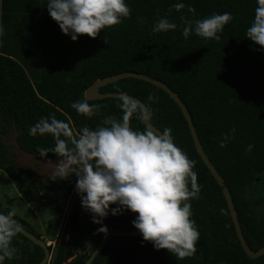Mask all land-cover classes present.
Here are the masks:
<instances>
[{
	"label": "trees",
	"instance_id": "16d2710c",
	"mask_svg": "<svg viewBox=\"0 0 264 264\" xmlns=\"http://www.w3.org/2000/svg\"><path fill=\"white\" fill-rule=\"evenodd\" d=\"M47 2L0 0L4 29L0 36V125L14 119L24 130L21 145L38 155V149H46V157L60 158L50 152L55 143L51 134H28L41 117L55 116L76 134L83 126L95 128L107 117L122 115L120 101L112 99L88 102L100 105L91 117L71 108L72 102L84 100L85 91L97 80L130 72L159 80L189 110L206 155L232 195L249 247L253 251L264 247V48L246 37L256 0H180L195 13L187 7L179 12L171 9L178 0H126L131 9L128 18L105 28L96 38L83 35L77 41L60 30L46 10ZM224 12H230L232 20L218 33L219 41L194 33L183 37L181 16L196 20ZM164 16L177 28L153 33L154 24ZM11 20L14 28H10ZM18 21H23V29ZM100 92H122L141 100L152 124L160 131L170 128L175 145L196 162L193 170L200 193L190 203L200 237L195 254L183 260L167 250H156L143 238H113L92 264H264V256L252 260L243 251L222 191L198 155L178 105L161 89L135 79L110 84ZM149 94L156 98L154 102L148 100ZM130 126L140 131L145 127L135 114ZM232 128L234 138L219 147L222 134ZM249 144L253 148L246 152ZM3 145L0 141V169L6 161ZM9 210L0 205L1 212ZM129 211L115 216L109 212L107 223L116 231H138L132 223L138 214L124 217ZM77 213L69 223L70 242L55 250L51 264H65L74 252L89 245L90 253L98 247L94 226L81 227ZM11 247L13 258H5L4 264H40L44 259V251L19 233Z\"/></svg>",
	"mask_w": 264,
	"mask_h": 264
},
{
	"label": "clouds",
	"instance_id": "9594fccd",
	"mask_svg": "<svg viewBox=\"0 0 264 264\" xmlns=\"http://www.w3.org/2000/svg\"><path fill=\"white\" fill-rule=\"evenodd\" d=\"M256 4L254 18L246 29V37L264 48V0H256ZM185 7L188 12L195 13L191 5L186 6L180 0L171 5V9L177 12ZM46 10L60 30L73 41L83 35L96 38L105 28L120 24L131 12L126 0H48ZM180 19L184 25L182 35L185 39L194 33L200 38L219 41L218 33L232 20V14L213 13L196 20L181 16ZM176 28L177 24L164 16L156 21L152 31L160 33ZM3 34L4 29L0 26V36ZM118 99L122 112L120 118L107 117L95 128L83 126L78 133L73 134L69 124L55 116L41 117L28 128V134L31 136L51 134L55 141L50 152L60 157V162L51 179L64 180L71 175L77 177L75 190L79 196L73 201L70 214L68 210L72 201H59L66 203L67 208L62 214L66 205L62 208L49 207L54 216V231L46 235L41 230H38L36 235L30 232L47 245L51 254L48 264H51L55 250L63 243L70 242L72 228L69 223L75 211H78V224L81 227L93 225L95 228L101 224L98 231L107 235V226L102 222L103 219L106 221L109 212L115 216L130 210L129 212L138 214L132 222L133 226L142 234L143 240L152 243L156 250H167L177 260L191 257L196 252L200 233L195 220L191 218L190 203V200L198 199L200 193L197 173L193 170L196 162L189 159L187 154L175 145L170 128H164L157 133L146 124L143 131L133 130L130 119L135 114L138 119L144 120L145 106L122 92ZM155 99L149 94V101L154 102ZM71 108L80 115L91 117L99 110L100 105L89 104L85 98L72 102ZM69 122L73 126L71 118ZM15 125L19 127L16 121ZM234 133L235 128H232L222 134L218 141L219 147H226L234 138ZM252 148L253 145L249 144L246 152H250ZM38 151L41 157H46L49 153L46 149ZM3 179H6L5 175ZM44 194L37 191L34 196L30 193L27 198L38 203L37 201H41L46 195ZM19 200L21 199L18 196ZM77 202H81L83 209L77 208ZM24 204L25 207L29 206L25 202ZM112 205L117 207L112 208ZM4 207L10 210L7 213L0 211V264H4L5 258L12 259L15 252L11 242L21 231V225L15 216L22 221L27 219L31 225L34 224L31 219L38 216L35 212L32 218H21L12 207ZM128 213L124 217H127ZM64 223L66 226L61 229ZM62 231L65 233L64 241L57 243ZM91 254L90 245L86 249H78L65 264H73L76 260H79L78 264H85Z\"/></svg>",
	"mask_w": 264,
	"mask_h": 264
},
{
	"label": "water",
	"instance_id": "95a60500",
	"mask_svg": "<svg viewBox=\"0 0 264 264\" xmlns=\"http://www.w3.org/2000/svg\"><path fill=\"white\" fill-rule=\"evenodd\" d=\"M126 79H135V80L143 81V82H146V83H148L154 87H157V88L161 89L162 91H164L178 105V107L180 108V110H181V112H182V114H183V116H184V118L188 124V127H189V130H190V133H191V136H192V139H193V142H194V145H195V148L197 150L198 155L200 156L204 165L209 170V172L211 173V175L213 176V178L217 182L220 190L222 191L223 197H224L226 204H227V209H228L227 213L229 214V216L233 222L237 237L241 243V246H242L244 252L252 260L262 257L264 255V247H262L259 251L254 252L247 245V242L244 238V235H243L240 223H239L238 215H237V212H236V209L234 206L232 196L230 194L228 187L226 186L225 180L220 176L217 169L213 166V164L209 160L208 156L206 155V153L203 149V146L201 144V141L199 139V135L197 133L196 127L193 123L192 117L189 113V110L187 109V107L185 106V104L183 103V101L181 100V98L178 96L177 93L173 92L167 85H165L163 82H161L159 80H156L154 78L148 77V76L143 75V74L130 72V73H123V74L115 75L112 77H107L104 79L97 80L86 90L85 95H84V99L87 98L88 102L102 101V100H108V99L119 100L118 97H119L120 93H101L100 90L102 88L110 85V84H114V83H117L119 81H123ZM128 96H130V95H128ZM130 97H132L134 100H136L139 104L145 106V104L141 100L135 98L134 96H130ZM143 123L145 126L147 124L148 126L152 127L155 132H157V133L161 132L159 129H157L151 123L149 111H148L146 106H145V119L143 120ZM36 162L38 164H40L41 166H44V168H46L48 170L55 171V168L59 164L60 159L39 158V159H36ZM37 196H38V193H36V197ZM132 214H134V213L129 212L127 214V216H130ZM102 224H104V219H103ZM107 229L110 232L107 235H105L104 237L99 238L98 247L92 252V254L87 259L85 264H92L94 262V260L97 258V256L104 249L106 244L113 238H118V237H120V238H123V237H126V238L127 237L128 238H143L142 234L139 233V231H114V230H112L111 226H108ZM19 234L22 235L27 240H29L32 244L41 248L44 251V259L41 261L40 264H48L51 254H50V251L47 248V245L45 244V242H43L41 239L32 235L29 231H27L22 226H21V231L19 232Z\"/></svg>",
	"mask_w": 264,
	"mask_h": 264
},
{
	"label": "flooded vegetation",
	"instance_id": "af4514ba",
	"mask_svg": "<svg viewBox=\"0 0 264 264\" xmlns=\"http://www.w3.org/2000/svg\"><path fill=\"white\" fill-rule=\"evenodd\" d=\"M22 132L24 133V130L17 127L14 120H10V123L5 124L4 126L0 125V141L4 143L3 146L5 147L4 150L6 156L5 162L2 158L4 169H0V172L5 175L8 182L17 192L22 191V195L20 194V196L23 199L24 197L27 198L30 193L34 196L35 192L39 191L42 194H46L43 196L44 201H42V198L40 202L49 205L50 207L62 208L66 203L59 201H75L79 196L75 190L77 177L71 175L64 180L51 179L54 171L44 168V166H41L36 162V159L60 158L41 157L27 148L26 145H21L19 139ZM63 197L65 198L62 199ZM22 222L24 223H18L27 231L37 233L38 229L36 228L35 223L31 225L27 220H23ZM103 225L107 226V228L108 226L113 228L112 225L107 223V220ZM101 226V224L95 226V238L97 241H99L100 237L105 236V234L98 231ZM109 232L110 231H108V233Z\"/></svg>",
	"mask_w": 264,
	"mask_h": 264
},
{
	"label": "rangeland",
	"instance_id": "374dc122",
	"mask_svg": "<svg viewBox=\"0 0 264 264\" xmlns=\"http://www.w3.org/2000/svg\"><path fill=\"white\" fill-rule=\"evenodd\" d=\"M12 6V5H10ZM13 7V6H12ZM15 10V9H14ZM19 22V21H18ZM19 26L23 29L24 28V23L23 21L19 22ZM10 28H14V24L13 21L11 20V25ZM0 45H1V41H0ZM20 191V190H18ZM21 195H22V191H20ZM18 196H19V200L18 201ZM17 193L16 190H14V188L11 186V184L6 180L3 179V175L0 173V205L4 206H8V207H12V209L14 208L16 211V215H20V217H33L34 213L36 212L39 220L40 221V225L38 227H36L39 231L44 228L42 231L45 230V226L46 228H49L52 221L54 220V216L52 215V213L50 212V206L49 205H43L40 201H37L38 203L32 201L29 198L24 197L25 199H23L22 197ZM35 200V199H34ZM36 201V200H35ZM25 203H27L29 206L25 207ZM73 205V201L69 207L68 210V214H70L72 206ZM77 208L79 209H83L81 202H77L76 203ZM66 208L67 205L65 206L64 210L61 212L62 214H64L66 212ZM36 217V216H35ZM63 217V215H62ZM27 220V219H25ZM38 220V221H39ZM31 222L33 223L34 221L31 219ZM65 223H64V227L61 229L65 228ZM95 230V229H94ZM45 234V233H44ZM47 234V233H46ZM45 234V235H46ZM65 233H63V231L61 232V234H59V239L57 240V243H60L61 241H64V235ZM83 258L85 256H82Z\"/></svg>",
	"mask_w": 264,
	"mask_h": 264
},
{
	"label": "crops",
	"instance_id": "0c3cea01",
	"mask_svg": "<svg viewBox=\"0 0 264 264\" xmlns=\"http://www.w3.org/2000/svg\"><path fill=\"white\" fill-rule=\"evenodd\" d=\"M14 209V208H13ZM15 210V209H14ZM30 218H32V217H30ZM39 217L37 216V217H35L34 219H33V221H34V223H35V225L38 227L40 224V221L41 220H39ZM44 228H42L41 229V231L43 230ZM54 231V220L52 221V223H51V225H50V227L49 228H46V226H45V230L44 231H42V232H44L45 234L47 233V234H51L52 232ZM56 232H57V229H56Z\"/></svg>",
	"mask_w": 264,
	"mask_h": 264
}]
</instances>
